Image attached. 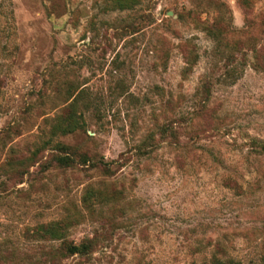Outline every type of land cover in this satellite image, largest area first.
Wrapping results in <instances>:
<instances>
[{"label": "rangeland", "instance_id": "obj_1", "mask_svg": "<svg viewBox=\"0 0 264 264\" xmlns=\"http://www.w3.org/2000/svg\"><path fill=\"white\" fill-rule=\"evenodd\" d=\"M261 145L264 0H0V264H264Z\"/></svg>", "mask_w": 264, "mask_h": 264}, {"label": "trees", "instance_id": "obj_2", "mask_svg": "<svg viewBox=\"0 0 264 264\" xmlns=\"http://www.w3.org/2000/svg\"><path fill=\"white\" fill-rule=\"evenodd\" d=\"M261 148L264 150V145H261ZM60 163H65L64 159H59ZM92 243L91 239H86L80 242L79 245H69L66 247V250L70 253H78V254H84L87 253L89 250V247Z\"/></svg>", "mask_w": 264, "mask_h": 264}]
</instances>
